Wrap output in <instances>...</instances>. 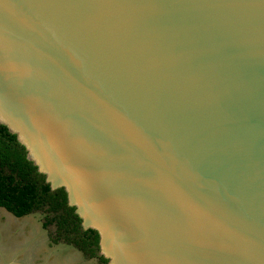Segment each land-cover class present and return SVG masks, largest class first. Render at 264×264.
Listing matches in <instances>:
<instances>
[{"label":"water","instance_id":"1","mask_svg":"<svg viewBox=\"0 0 264 264\" xmlns=\"http://www.w3.org/2000/svg\"><path fill=\"white\" fill-rule=\"evenodd\" d=\"M0 123L108 264H264V0H0Z\"/></svg>","mask_w":264,"mask_h":264},{"label":"trees","instance_id":"2","mask_svg":"<svg viewBox=\"0 0 264 264\" xmlns=\"http://www.w3.org/2000/svg\"><path fill=\"white\" fill-rule=\"evenodd\" d=\"M0 208L17 218L40 214L42 227L54 244L78 250L97 264L108 259L99 253V234L84 229L75 207L68 203L63 187L52 188L46 175L27 158L16 135L0 123Z\"/></svg>","mask_w":264,"mask_h":264},{"label":"rangeland","instance_id":"3","mask_svg":"<svg viewBox=\"0 0 264 264\" xmlns=\"http://www.w3.org/2000/svg\"><path fill=\"white\" fill-rule=\"evenodd\" d=\"M0 264H97L71 246L52 243L40 214L17 218L0 208ZM108 264V263H107Z\"/></svg>","mask_w":264,"mask_h":264},{"label":"crops","instance_id":"4","mask_svg":"<svg viewBox=\"0 0 264 264\" xmlns=\"http://www.w3.org/2000/svg\"><path fill=\"white\" fill-rule=\"evenodd\" d=\"M8 213V212H7ZM10 214V213H9ZM11 215V214H10Z\"/></svg>","mask_w":264,"mask_h":264}]
</instances>
